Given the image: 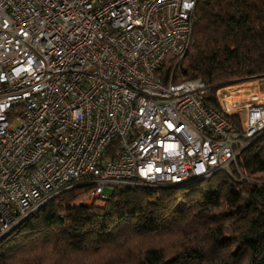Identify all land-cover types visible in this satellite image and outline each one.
I'll use <instances>...</instances> for the list:
<instances>
[{"label":"built area","instance_id":"1","mask_svg":"<svg viewBox=\"0 0 264 264\" xmlns=\"http://www.w3.org/2000/svg\"><path fill=\"white\" fill-rule=\"evenodd\" d=\"M198 0H0V238L78 184L184 186L231 173L264 133V94L164 82ZM222 91V92H221ZM224 114H236L237 126Z\"/></svg>","mask_w":264,"mask_h":264},{"label":"trees","instance_id":"2","mask_svg":"<svg viewBox=\"0 0 264 264\" xmlns=\"http://www.w3.org/2000/svg\"><path fill=\"white\" fill-rule=\"evenodd\" d=\"M156 75L201 78L204 104L220 110L216 89L264 77V0H198L188 50ZM111 188L102 207L83 203L84 184L48 199L0 238V264H264V133L230 174Z\"/></svg>","mask_w":264,"mask_h":264},{"label":"rangeland","instance_id":"3","mask_svg":"<svg viewBox=\"0 0 264 264\" xmlns=\"http://www.w3.org/2000/svg\"><path fill=\"white\" fill-rule=\"evenodd\" d=\"M256 83H258L259 90H257V91L255 90L254 91V92H256L255 94H257V95L264 94V77H256V78H253V79H247V80H243V81L233 82V83H231L229 85L224 86L226 88H224L223 91H228L229 92V94H230L229 99L234 100V101L235 100L239 101L241 99H244L245 96L249 97L248 96L249 85L255 87ZM234 89H235V92H236V89L239 92H241L240 94H238L239 96L237 94L236 95L233 94ZM245 101H247V99L244 100V102ZM105 192L108 193V194H111V192H112L111 186L110 187L106 186L105 187ZM86 198H87V196L83 200V203L84 204H88L89 206L92 205V206L102 207V206H104L106 204V202H99V201H95L94 199H92V200L89 199L88 200Z\"/></svg>","mask_w":264,"mask_h":264},{"label":"bare ground","instance_id":"4","mask_svg":"<svg viewBox=\"0 0 264 264\" xmlns=\"http://www.w3.org/2000/svg\"><path fill=\"white\" fill-rule=\"evenodd\" d=\"M249 89H250V88H249ZM240 93H241V92H239L237 89H236V92H235V89H234L233 94H235V95L237 94V95H238V94H240ZM238 96H239V95H238ZM241 100H244V99H241ZM241 100H239V101H241Z\"/></svg>","mask_w":264,"mask_h":264}]
</instances>
